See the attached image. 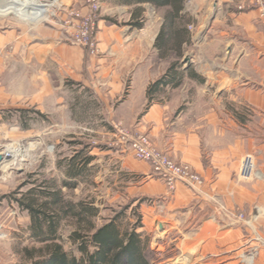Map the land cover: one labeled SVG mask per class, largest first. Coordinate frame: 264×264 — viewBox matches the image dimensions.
<instances>
[{
	"label": "crops",
	"instance_id": "1",
	"mask_svg": "<svg viewBox=\"0 0 264 264\" xmlns=\"http://www.w3.org/2000/svg\"><path fill=\"white\" fill-rule=\"evenodd\" d=\"M191 1L187 0L185 11ZM230 1H246L248 10L233 6L226 17L230 23L226 43L243 48L236 68L229 59L216 76L227 82V102L203 88L206 81L200 73L198 79L191 78L189 70L182 67L185 77L181 85L162 87L152 99L148 97L149 86L171 64L156 48L163 12H157L148 2L106 0L98 21L100 53L90 55L77 46L62 50L68 63L72 122L85 130L83 134L99 132L112 138L125 129L131 134L148 135L160 151L203 178L202 183L192 186L178 182L171 194L160 178L143 181L148 195H162L173 210L183 213L170 215L173 222L167 226L153 220L163 231V236L158 232L157 241L164 242V235L168 238L173 227L194 224L198 229L188 238L201 243L195 250L198 264H239V257L255 243L254 238L264 237V26L253 1ZM196 8L191 7L192 14ZM5 22L6 18L0 17V26ZM15 33L11 27L0 30V49L13 45L10 55L20 45ZM10 94L9 88L0 86L2 126L6 125L9 108L4 101ZM249 154L256 168L250 179L244 180L239 173ZM123 159L125 163L128 160ZM147 170L143 174L149 179L150 166ZM228 211L244 212L247 219L232 218ZM190 249L194 250V244ZM255 264H264V254Z\"/></svg>",
	"mask_w": 264,
	"mask_h": 264
},
{
	"label": "rangeland",
	"instance_id": "2",
	"mask_svg": "<svg viewBox=\"0 0 264 264\" xmlns=\"http://www.w3.org/2000/svg\"><path fill=\"white\" fill-rule=\"evenodd\" d=\"M57 1L61 0H46V3L39 4L33 0L36 5L32 4L31 10L26 11L25 7L16 6L11 10L13 14L9 13L11 11L8 14L0 12V17L7 20L0 26V30L14 28L20 44L13 55H10L14 51L13 45L0 49V86L11 91L4 101L9 108L6 125H0V155L3 156L7 147L12 153V157L4 159L0 165L1 264H27L22 250L25 246L34 244L28 238L30 232L26 233L27 229L29 231L30 221L28 222L27 214H24L25 211L19 208L11 195L19 189L26 191L42 182L63 188L66 197L76 203L80 200L90 203L93 201L100 208V216L96 218L98 224L113 215L114 211L134 203L132 207H138V212L143 215L142 228L150 242L147 256L152 264H198L195 262V250L201 243L195 244L188 238L198 229L194 224H181V231L173 227L168 238L164 235V242L157 241L160 227L153 220L157 219L167 226L173 222L170 215L174 212L183 213L179 209L173 210L169 200L162 195H148V181L160 178L155 174L151 163L137 158L131 151L130 142L122 139L120 132L112 138L99 132H90L87 136L83 134V128L72 122L68 63L62 50L77 46L90 55L100 53L97 40L98 21L106 0H101L99 9L94 12L89 0H62L60 5ZM250 1L258 8V19L264 26V12L260 3ZM188 4L185 12L193 20L189 24L193 43L185 50L182 68L186 71L191 68L200 73L206 81L203 88L213 96L215 93L222 96L227 102L230 92L227 82L223 79L217 80L216 76L225 68L224 63L229 59L234 61L233 66L236 68L243 48H238L234 42L226 43L228 33L225 32L230 25L226 17L233 6L237 9L242 6L239 10L245 11L248 3L194 0ZM193 5L197 7V14L191 13ZM21 16L29 19L24 20ZM86 37L94 42L93 46H90L91 43L80 42ZM249 50L253 51L251 48ZM186 59H189L188 62ZM95 125L93 122V127ZM121 130L130 137L148 136ZM75 139L91 144L89 152L96 158L91 163V168L77 178V188L70 189L63 183L76 182L73 173L69 172L71 158L76 150L81 149L80 145H74ZM124 157L128 159L126 163ZM149 166L152 171L148 179L143 172H147ZM241 170L239 177L249 180L241 176ZM201 179L203 182L202 177ZM144 180L147 183L144 184ZM24 183L26 184L22 186ZM175 190L167 185L169 194ZM128 214L132 221L136 219L133 209L129 208ZM237 214L239 213L227 212L230 217ZM186 216L192 219L189 215ZM197 216L199 217L198 213ZM71 229L73 227L69 225L64 228L65 236H68ZM2 233H7V236L2 237ZM159 235L163 236V231ZM192 244L194 250L190 249ZM67 248L75 247L68 243ZM248 254L245 252L239 257V264H243ZM205 260L202 262L206 263Z\"/></svg>",
	"mask_w": 264,
	"mask_h": 264
},
{
	"label": "trees",
	"instance_id": "3",
	"mask_svg": "<svg viewBox=\"0 0 264 264\" xmlns=\"http://www.w3.org/2000/svg\"><path fill=\"white\" fill-rule=\"evenodd\" d=\"M148 2L158 12H163L162 28L156 38V48L162 58L171 60L169 69L160 79L148 88V97L160 88L181 85L185 72L182 59L186 47L193 43L189 24L191 17L185 12L187 0H126ZM188 77L199 78L191 68ZM80 145L69 163V172L75 181H64L70 189L77 188L80 176L91 168L96 158L89 152L91 144L80 139L73 141ZM24 183L22 186H24ZM21 210L30 216L29 239L33 246L23 248L27 264H152L147 253L150 242L143 230V215L138 207L124 206L114 211L103 223L98 224L100 208L92 201L68 199L62 189L49 183L34 185L26 191H16L12 195ZM140 206V205H139ZM133 209L136 219L128 214ZM73 229L68 236L64 234L66 226ZM68 243L73 248H67Z\"/></svg>",
	"mask_w": 264,
	"mask_h": 264
},
{
	"label": "built area",
	"instance_id": "4",
	"mask_svg": "<svg viewBox=\"0 0 264 264\" xmlns=\"http://www.w3.org/2000/svg\"><path fill=\"white\" fill-rule=\"evenodd\" d=\"M89 2L91 3V10L93 12L99 9L101 0H89ZM255 2L257 4L260 3V8L264 12V1L255 0ZM238 8L241 9L242 6H239ZM80 42H84L85 44L91 43L90 46L94 45V42L92 43L89 37L81 39ZM120 134L122 139H128L127 141L130 142L132 153H134L137 158L150 162L155 174L160 176V179L164 180L169 188L176 189L178 182L187 183L189 186H192L195 183H202L201 177L193 169H190L188 165L176 164L164 151L158 150L148 136L137 135L130 137L124 130H121ZM241 167V176L250 179L256 168L252 154L246 156L242 161ZM236 218L240 220L247 219L242 212L237 214ZM2 234L3 235L1 236L4 238L7 236V233ZM254 241L255 243H253L247 251L249 254L243 264H255L259 256L264 253V238L256 237L254 238ZM1 263L2 261L0 257V264Z\"/></svg>",
	"mask_w": 264,
	"mask_h": 264
},
{
	"label": "bare ground",
	"instance_id": "5",
	"mask_svg": "<svg viewBox=\"0 0 264 264\" xmlns=\"http://www.w3.org/2000/svg\"><path fill=\"white\" fill-rule=\"evenodd\" d=\"M0 1H1L0 2V12H5V13L6 12L8 13L12 9H14L16 6H18L20 8L25 7L26 11H28V9H30L32 4H34L33 0H0ZM45 1L46 0H42L40 2V0H35V2H37V4L43 3V2L46 3ZM57 3H59V5H60V3H62V0L60 2L57 1ZM34 5H36V4H34ZM25 20H28V19H25ZM10 157H12V153L10 152L9 149H6V151L4 152V159L10 158Z\"/></svg>",
	"mask_w": 264,
	"mask_h": 264
},
{
	"label": "water",
	"instance_id": "6",
	"mask_svg": "<svg viewBox=\"0 0 264 264\" xmlns=\"http://www.w3.org/2000/svg\"><path fill=\"white\" fill-rule=\"evenodd\" d=\"M188 60H189V59H186L185 61L188 62ZM3 162H4V161H3V156L0 155V165H1Z\"/></svg>",
	"mask_w": 264,
	"mask_h": 264
}]
</instances>
